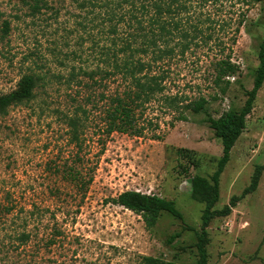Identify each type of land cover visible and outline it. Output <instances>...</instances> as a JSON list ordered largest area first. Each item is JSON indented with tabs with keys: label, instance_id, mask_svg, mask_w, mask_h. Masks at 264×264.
Segmentation results:
<instances>
[{
	"label": "rangeland",
	"instance_id": "1",
	"mask_svg": "<svg viewBox=\"0 0 264 264\" xmlns=\"http://www.w3.org/2000/svg\"><path fill=\"white\" fill-rule=\"evenodd\" d=\"M39 1L44 3L41 12L31 15L20 0H0V27L9 23L0 38V94L15 89L23 75H45L30 100L0 114V187L9 188L18 205L49 207L55 218L47 222L44 216L43 228L28 245L0 243V264H197L196 233L204 204L191 196L190 180L194 175L208 179L222 153L206 118L240 109L253 85L264 3L249 4L237 32L229 3L201 9L202 17L211 19L205 26L211 40L163 65L162 95H178V111L158 96L138 120L142 134L113 132L101 146L100 116L91 115L76 163L83 171L94 165L93 180L82 195L57 171L60 165H73L75 149L63 113L71 111L68 95L75 84L67 86L50 75L92 66L94 50L87 38H79L87 34L77 25L75 0ZM104 42L100 38L98 43ZM220 60L234 71L218 80ZM116 85L110 82L109 90ZM199 98L206 100L204 109L184 110L186 120H179L182 105ZM253 179V191L238 198L228 214L211 219L206 264H264V80L220 174L214 209L239 197ZM57 188L60 198L51 192ZM128 189L173 201L183 220L163 212L146 228L140 215L108 202ZM54 227L60 234L46 248Z\"/></svg>",
	"mask_w": 264,
	"mask_h": 264
},
{
	"label": "trees",
	"instance_id": "2",
	"mask_svg": "<svg viewBox=\"0 0 264 264\" xmlns=\"http://www.w3.org/2000/svg\"><path fill=\"white\" fill-rule=\"evenodd\" d=\"M20 2L29 8L31 15L39 14L44 4L39 0ZM252 2L264 3V0H75L76 7L80 9L76 16L77 25L87 34L79 38L90 41L95 61L92 66H81L79 71L73 69L67 75H50L57 81L62 80L67 86L75 84V91L68 95L71 111L63 113L68 142L75 149L73 165L57 167L60 177L72 184L73 189L83 191L82 195L91 184L94 165H88L83 171L76 163L81 161L79 152L85 140L83 130L93 113L97 112L100 116L101 136L97 142L100 146L113 132L142 134L143 127L138 120L146 105L158 96H163L165 90L163 65L175 56L184 55L191 46L199 42L207 44L212 38L206 32L209 27H205L209 26L206 23L211 19L208 16L202 17L203 7L212 5L220 8L229 3L228 7L234 8V32H237L243 24L245 9ZM53 13L56 15L57 11ZM8 31L9 23L5 20L0 27V38L3 39ZM100 38L105 41L102 45L98 43ZM257 57L258 65L253 69V85L246 91L243 106L240 109L230 108L217 118H206L214 136L220 140L222 153L208 179L194 175L190 180L191 196L204 204L200 230L196 233L197 264H206L207 227L211 219L219 214H228L237 199L253 191L257 185V180L253 179L239 197H231L229 204L220 211L214 209L219 196L220 174L229 160L231 148L245 128L246 117L252 110L253 101L264 80V36L258 44ZM217 65L218 80L234 71L224 60H220ZM44 78L45 75L40 74L23 75L15 89L0 94V114H6L13 105L30 100L37 82ZM113 81L117 85L110 91L109 83ZM163 99L168 107L178 111V95H164ZM205 104L204 98L189 101L182 105L183 110H180L178 119L186 120L184 110L198 113L204 109ZM51 192L60 198V189ZM108 202L140 215L148 229L155 225L163 212L183 220L182 213L173 201L155 194L128 189L110 197ZM44 216L49 222V219L55 218V212L49 207L27 208L18 205L12 191L0 187L1 244L8 242L17 246L28 245L43 228ZM57 234H60V230L54 227L53 232L47 236L46 248L55 244ZM144 260L150 262L154 259L144 257Z\"/></svg>",
	"mask_w": 264,
	"mask_h": 264
}]
</instances>
